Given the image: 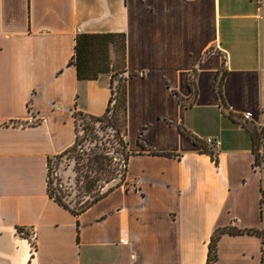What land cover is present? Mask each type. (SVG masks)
<instances>
[{"label": "crops", "instance_id": "0c3cea01", "mask_svg": "<svg viewBox=\"0 0 264 264\" xmlns=\"http://www.w3.org/2000/svg\"><path fill=\"white\" fill-rule=\"evenodd\" d=\"M105 32L125 34L133 74L129 156L124 180L76 216L48 195L47 164L73 144L75 112L106 108L109 73L78 78L69 63L79 33ZM223 60L228 108L264 121V0H0V264H206L216 227L264 230V169L214 90Z\"/></svg>", "mask_w": 264, "mask_h": 264}, {"label": "trees", "instance_id": "16d2710c", "mask_svg": "<svg viewBox=\"0 0 264 264\" xmlns=\"http://www.w3.org/2000/svg\"><path fill=\"white\" fill-rule=\"evenodd\" d=\"M110 48L113 52L111 58ZM69 63L75 65L78 78H96L100 73H109L110 76V97L104 112L100 115L75 112L76 135L73 144L48 159L46 176L48 195L77 216L125 178L129 156L126 141V81L133 74L128 73L125 67L123 32L79 33ZM196 72V68H193L188 75L190 94L187 97L177 94L178 101L186 108L194 103L197 94ZM226 72L225 60H223L215 75L214 90L222 113L248 132L255 167L258 163L256 149L261 132L253 121L228 108L223 94ZM178 130L199 145L200 151L207 153L217 164L216 153L207 147L202 139L184 126L179 125ZM163 154L177 155L169 152ZM62 162L70 166V171L73 173L72 181L69 176L62 178L59 175L58 167ZM224 234L258 236L261 239L262 264H264V230L252 227L239 228L235 225L218 226L212 231L207 245L206 264H217V244Z\"/></svg>", "mask_w": 264, "mask_h": 264}, {"label": "rangeland", "instance_id": "374dc122", "mask_svg": "<svg viewBox=\"0 0 264 264\" xmlns=\"http://www.w3.org/2000/svg\"><path fill=\"white\" fill-rule=\"evenodd\" d=\"M58 172L62 178L69 176L72 181L73 173L70 171V166H66L65 162L60 163ZM261 246L255 239L245 236H225L217 244V264H262ZM188 247L193 251L200 248L193 238Z\"/></svg>", "mask_w": 264, "mask_h": 264}, {"label": "built area", "instance_id": "2783aa9c", "mask_svg": "<svg viewBox=\"0 0 264 264\" xmlns=\"http://www.w3.org/2000/svg\"><path fill=\"white\" fill-rule=\"evenodd\" d=\"M244 117L246 119H249V116L247 114H244ZM35 122H36L35 118L31 117V118H29L27 123H35ZM256 125L258 126L261 134H260L259 143H258V146H257V149H256L258 163H257V165L255 167H260L261 169H264V121H260ZM206 142H207V144H214L216 146H218L220 144L219 140L212 139V138H208L206 140ZM123 166H124V164H123ZM261 201H262V206H264V195L262 196V200ZM29 234H30V241H31L32 245L34 246V244H33L34 240H35L34 231L31 230Z\"/></svg>", "mask_w": 264, "mask_h": 264}, {"label": "water", "instance_id": "95a60500", "mask_svg": "<svg viewBox=\"0 0 264 264\" xmlns=\"http://www.w3.org/2000/svg\"><path fill=\"white\" fill-rule=\"evenodd\" d=\"M254 160V159H253ZM33 248V247H32Z\"/></svg>", "mask_w": 264, "mask_h": 264}]
</instances>
